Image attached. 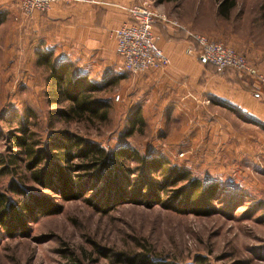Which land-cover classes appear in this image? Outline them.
<instances>
[{
    "label": "rangeland",
    "instance_id": "374dc122",
    "mask_svg": "<svg viewBox=\"0 0 264 264\" xmlns=\"http://www.w3.org/2000/svg\"><path fill=\"white\" fill-rule=\"evenodd\" d=\"M220 1L149 0L152 9L168 20L228 45L264 73V0H233L234 6L224 14L218 11ZM58 27L36 25L13 0H0V154L18 151L12 136L20 134V127L35 133L40 149L51 134L67 132L111 151L127 147L142 159L162 157L169 168L189 170L203 184H217L218 189L199 208L184 205L185 195L175 197L186 182L166 186L161 195L153 191L133 197L134 201L117 199L121 190L138 181L140 172L134 170L138 162L130 159L128 185L123 180L122 188L105 180H77L74 176L80 171L64 169L71 178L64 197L56 175L40 185L21 162L13 177H0V191L15 214L6 220L8 226L15 225L13 229L0 226V264H131L129 260L140 254H148L157 264H198V258L205 264H264V120L251 115L244 121L219 109L227 122L203 127L196 141L185 140L178 113L173 112L174 117L167 110H155L158 98L150 102L136 87L135 76L143 73L130 75L108 63L71 55V48L59 45L54 37ZM47 53L54 64L71 62L74 76H86L99 86L123 75L116 85H105L94 94L108 103L104 121L83 115L65 122L69 103L48 102L49 72L37 63L38 55ZM135 110L145 124L127 135ZM18 177L25 189L22 195L6 189L9 180ZM146 177L157 184L165 176L155 171ZM80 188L83 194L74 192ZM23 203L37 204L48 214L23 211Z\"/></svg>",
    "mask_w": 264,
    "mask_h": 264
},
{
    "label": "trees",
    "instance_id": "16d2710c",
    "mask_svg": "<svg viewBox=\"0 0 264 264\" xmlns=\"http://www.w3.org/2000/svg\"><path fill=\"white\" fill-rule=\"evenodd\" d=\"M233 6V0H221L218 4V11L220 14H224ZM157 22L160 21H156L155 24ZM177 32L181 33V37L188 43L196 45L195 41L186 32L180 30ZM37 63L40 66H46L49 72L47 76V85L49 87L47 91L48 102L50 104H61L64 101L69 103L68 109L64 113V116H66L63 117L65 122H68V120L73 119L75 116L81 117L83 115H89L90 118L97 117L102 121L107 118L108 103L104 100H97L94 94L101 91L105 85H116L123 78V75H115L107 83L99 86L90 81L86 76H74L71 62L54 64L50 53L45 55L39 54ZM203 63L219 71L217 67L205 62ZM223 70L232 69L225 68ZM53 114L57 116L58 112H53ZM144 124L143 117L140 116L138 110H135L129 119L127 135H131L134 131L144 126ZM19 132L20 134L12 136L13 147L18 148V151L6 156L0 154V177L9 175L13 177L18 172L20 163L23 162L25 167L31 171V175L35 179L34 181L40 185H44L47 178L52 179L53 174L56 175V178L58 177L57 189L63 196L69 191L66 185L71 183V178L68 176V173L63 171L64 169L80 171L82 174L77 173L74 176L77 177V180H82L83 177H86L89 182L92 179L95 181L105 180L107 185L113 186L117 184L122 188L120 183L123 180L128 185L129 180L126 179L125 173L131 171L129 168H126V164L130 159L138 162V168L134 169L140 172L138 181L131 182L130 185L134 184V186L129 187L128 190H121L120 194L116 196L117 199L126 198V201H134L133 197L142 196L145 193L152 195L153 191L161 195L166 186H176L179 183L186 182L185 189H181L178 192L180 195H176L175 197L179 198L185 195L186 202L182 198L184 205L190 207L195 205L196 208H199L214 198L218 189L217 184H210L208 186L203 184L199 179L193 177L189 170L169 168L167 162L162 157L155 156L148 160L142 159L139 153L127 147L116 148L111 151L77 134H68L67 132L51 134L50 139L46 143L44 142V147L40 149L39 146L42 143L34 132H30L28 128L24 127H20ZM45 161L46 167L43 169L40 164ZM75 161L78 162L76 163ZM60 164L65 168H60ZM155 171H161L165 176L161 183H151L147 179V172ZM51 172L52 175L50 174ZM19 179L21 178H11L6 189L17 195L25 194V189L18 182ZM83 191L84 189L80 188L74 192L83 194ZM21 207L23 211L25 210L29 213L36 211L41 214H48L42 211L44 209L38 208L37 204L31 207L29 204L25 205L23 203ZM196 208L192 211H197ZM14 216L10 201H8L6 194L0 191V226L5 230L13 229L15 225L8 226L6 220ZM137 262L140 264H157L148 254H140L129 260L131 264ZM159 263L174 264L166 261ZM198 264H205V262L201 258H198Z\"/></svg>",
    "mask_w": 264,
    "mask_h": 264
},
{
    "label": "crops",
    "instance_id": "0c3cea01",
    "mask_svg": "<svg viewBox=\"0 0 264 264\" xmlns=\"http://www.w3.org/2000/svg\"><path fill=\"white\" fill-rule=\"evenodd\" d=\"M98 1L100 3H55L47 12H34L31 18L36 25L59 26L54 37L59 45L71 48L68 51L71 55L86 57L95 64L108 63L106 66L122 71L112 32L127 20V15L118 5L129 4L132 0ZM155 29L160 35L158 46L168 63L161 70L135 76L136 87L150 102L153 97H156L155 101L158 98L155 110L178 113L180 125L184 122L181 126L185 140L196 141L203 127L214 126L219 121L227 122L218 113L219 109L230 111L244 121L252 115L263 122L264 86L237 76L232 70L216 71L187 54L188 42L172 25L160 21L155 24ZM193 124L194 128H191ZM225 131L228 133L226 128Z\"/></svg>",
    "mask_w": 264,
    "mask_h": 264
},
{
    "label": "built area",
    "instance_id": "2783aa9c",
    "mask_svg": "<svg viewBox=\"0 0 264 264\" xmlns=\"http://www.w3.org/2000/svg\"><path fill=\"white\" fill-rule=\"evenodd\" d=\"M13 1L25 16H31L34 12H47L55 3L64 5L76 2L100 3L98 0ZM118 6L127 15V20L112 32L115 53L121 60L123 72L141 74L162 69L167 65L168 59L158 46L160 35L155 29V22L162 21L177 30L186 32L195 41L196 45L190 43L187 45V54L211 64L219 70L230 68L264 84V73L249 63L244 56L237 54L228 45L210 41L203 35L192 33L183 25L168 20L164 15L152 9L149 0H132L129 4Z\"/></svg>",
    "mask_w": 264,
    "mask_h": 264
}]
</instances>
